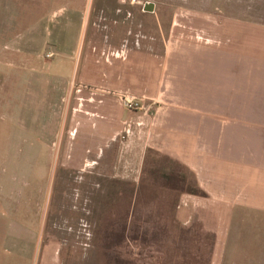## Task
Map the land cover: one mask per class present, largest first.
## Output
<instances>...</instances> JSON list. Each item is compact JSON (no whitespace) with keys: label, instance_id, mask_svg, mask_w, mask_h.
I'll return each instance as SVG.
<instances>
[{"label":"crops","instance_id":"crops-1","mask_svg":"<svg viewBox=\"0 0 264 264\" xmlns=\"http://www.w3.org/2000/svg\"><path fill=\"white\" fill-rule=\"evenodd\" d=\"M229 10L217 44L214 18L211 33L198 40L165 35L160 52L151 42L139 44L140 31L104 26L67 77L61 54L77 58L80 38L67 49L61 39L65 23L50 16L39 41L52 47L48 56L60 54L56 74L39 79L54 93L51 99L40 96L37 111L43 152L53 146L60 167H84L96 187V176L137 184L153 154L185 171L200 193L180 191L174 217L180 225L196 219L213 232L210 264H220L234 214H244L257 245L263 242L264 0H229ZM119 43H125L120 59L112 55ZM110 90L141 98L143 110H126ZM54 248L40 259L36 254L34 264H62Z\"/></svg>","mask_w":264,"mask_h":264},{"label":"rangeland","instance_id":"rangeland-1","mask_svg":"<svg viewBox=\"0 0 264 264\" xmlns=\"http://www.w3.org/2000/svg\"><path fill=\"white\" fill-rule=\"evenodd\" d=\"M144 3H152V11H143ZM229 12V0H0V264H34L49 247L62 264L211 263L213 232L196 219L180 225L174 217L178 193L193 192L190 176L164 157L151 155L135 185L96 176V187L84 167H60L53 146L43 152L37 111L40 96L54 93L39 79L56 74L60 54L48 56L52 47L39 41L50 16L65 23L67 49L80 38L77 58L61 54L67 77L104 26L140 31L139 44L151 42L160 52L165 35H209L214 18L217 44ZM119 44L112 55L120 59L125 43ZM252 226L234 214L220 264H264L256 255L264 251V227L257 245Z\"/></svg>","mask_w":264,"mask_h":264},{"label":"built area","instance_id":"built-area-1","mask_svg":"<svg viewBox=\"0 0 264 264\" xmlns=\"http://www.w3.org/2000/svg\"><path fill=\"white\" fill-rule=\"evenodd\" d=\"M111 94L118 100V102L128 111H141L143 110L142 99L135 97L127 91L116 90Z\"/></svg>","mask_w":264,"mask_h":264},{"label":"water","instance_id":"water-1","mask_svg":"<svg viewBox=\"0 0 264 264\" xmlns=\"http://www.w3.org/2000/svg\"><path fill=\"white\" fill-rule=\"evenodd\" d=\"M152 7H153L152 3H144L142 6V10L150 12V11H152Z\"/></svg>","mask_w":264,"mask_h":264},{"label":"trees","instance_id":"trees-1","mask_svg":"<svg viewBox=\"0 0 264 264\" xmlns=\"http://www.w3.org/2000/svg\"><path fill=\"white\" fill-rule=\"evenodd\" d=\"M193 193H200L198 190L192 189Z\"/></svg>","mask_w":264,"mask_h":264}]
</instances>
